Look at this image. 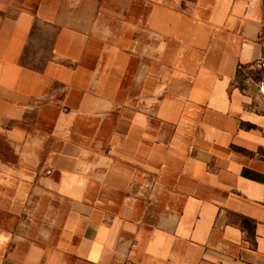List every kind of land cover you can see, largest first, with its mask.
I'll return each instance as SVG.
<instances>
[{"label":"crops","instance_id":"0c3cea01","mask_svg":"<svg viewBox=\"0 0 264 264\" xmlns=\"http://www.w3.org/2000/svg\"><path fill=\"white\" fill-rule=\"evenodd\" d=\"M263 59L264 0H0V264H264Z\"/></svg>","mask_w":264,"mask_h":264},{"label":"rangeland","instance_id":"374dc122","mask_svg":"<svg viewBox=\"0 0 264 264\" xmlns=\"http://www.w3.org/2000/svg\"><path fill=\"white\" fill-rule=\"evenodd\" d=\"M261 62L241 70L236 82L253 99L252 107L264 112V66Z\"/></svg>","mask_w":264,"mask_h":264},{"label":"trees","instance_id":"16d2710c","mask_svg":"<svg viewBox=\"0 0 264 264\" xmlns=\"http://www.w3.org/2000/svg\"><path fill=\"white\" fill-rule=\"evenodd\" d=\"M249 66H243V67H241L240 69H239V72H238V76H240V74H241V70H243V69H245V68H248Z\"/></svg>","mask_w":264,"mask_h":264},{"label":"built area","instance_id":"2783aa9c","mask_svg":"<svg viewBox=\"0 0 264 264\" xmlns=\"http://www.w3.org/2000/svg\"><path fill=\"white\" fill-rule=\"evenodd\" d=\"M261 64L264 66V59H263V61L261 62Z\"/></svg>","mask_w":264,"mask_h":264}]
</instances>
